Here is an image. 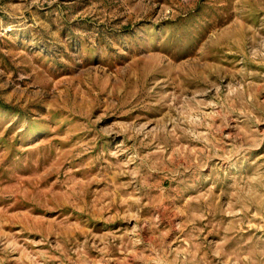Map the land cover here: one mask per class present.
Returning a JSON list of instances; mask_svg holds the SVG:
<instances>
[{
    "label": "rangeland",
    "instance_id": "obj_1",
    "mask_svg": "<svg viewBox=\"0 0 264 264\" xmlns=\"http://www.w3.org/2000/svg\"><path fill=\"white\" fill-rule=\"evenodd\" d=\"M0 264H264V0H0Z\"/></svg>",
    "mask_w": 264,
    "mask_h": 264
}]
</instances>
